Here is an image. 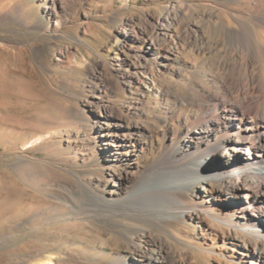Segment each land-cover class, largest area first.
Wrapping results in <instances>:
<instances>
[{
  "label": "rangeland",
  "instance_id": "1",
  "mask_svg": "<svg viewBox=\"0 0 264 264\" xmlns=\"http://www.w3.org/2000/svg\"><path fill=\"white\" fill-rule=\"evenodd\" d=\"M248 1L0 0V264H45L51 254L55 264H113L136 254L141 242L113 230L136 216L118 202L129 193L128 172L131 191L152 175L147 128L162 132L159 117L173 98L127 77L146 75L149 43L169 14L172 42L192 62L196 38L176 21L178 11L196 24L223 10L264 38L260 9ZM257 3L263 10L264 0ZM205 29L207 39L220 38L214 26ZM160 63L158 86L178 94L189 73ZM108 111L107 123L100 115ZM124 134L141 142L132 158L119 146Z\"/></svg>",
  "mask_w": 264,
  "mask_h": 264
},
{
  "label": "bare ground",
  "instance_id": "2",
  "mask_svg": "<svg viewBox=\"0 0 264 264\" xmlns=\"http://www.w3.org/2000/svg\"><path fill=\"white\" fill-rule=\"evenodd\" d=\"M257 1L248 2L257 4L256 16L264 21ZM217 10L196 24L183 20L180 11L174 18L188 37L196 38L192 62L172 42L169 14L159 37L149 43L146 75L136 70L126 76L131 86L139 83L147 93L173 99L167 115L159 117L162 132L147 128L154 158L146 171L152 175L135 181L142 184L141 191H131L133 173L128 172L129 193L118 202L133 208L136 216L116 220L113 230L125 241L133 235L141 243H136L133 257L113 264H264V38ZM210 25L220 31V38L205 37ZM159 61L163 67L181 65V73H189L178 94L158 86ZM110 112L100 115L107 123ZM139 142L124 134L119 146L132 158ZM153 242L160 248L155 250ZM54 258L51 254L45 264H55Z\"/></svg>",
  "mask_w": 264,
  "mask_h": 264
}]
</instances>
